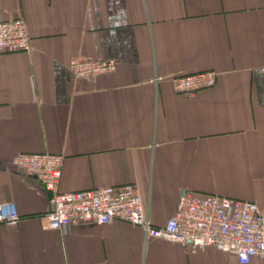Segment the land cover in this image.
I'll return each mask as SVG.
<instances>
[{"label": "crops", "instance_id": "0c3cea01", "mask_svg": "<svg viewBox=\"0 0 264 264\" xmlns=\"http://www.w3.org/2000/svg\"><path fill=\"white\" fill-rule=\"evenodd\" d=\"M18 16L30 43L0 53V202L20 218L0 224V264H240L120 220L50 229L49 193L10 163L63 154L60 192L134 183L156 225L182 188L264 213V0H0V18ZM78 55L116 68L73 79ZM206 70L213 87L174 91L171 75Z\"/></svg>", "mask_w": 264, "mask_h": 264}, {"label": "built area", "instance_id": "2783aa9c", "mask_svg": "<svg viewBox=\"0 0 264 264\" xmlns=\"http://www.w3.org/2000/svg\"><path fill=\"white\" fill-rule=\"evenodd\" d=\"M29 43L23 17L0 18V53L27 51ZM115 68L113 59L83 55L72 57L67 65L73 79L91 78ZM217 75L214 70H206L177 73L170 79L175 92L193 95L213 87ZM63 159V154L48 151L19 152L10 163L13 170L34 178L49 193L44 218L50 229L65 231L71 225L120 220L141 227L145 239L177 242L190 251L214 246L233 252L240 264L249 263L253 257L264 259V213L254 201L182 188L172 215L156 225L148 218L134 183L60 192ZM19 218L12 201L0 202V224L14 225Z\"/></svg>", "mask_w": 264, "mask_h": 264}]
</instances>
